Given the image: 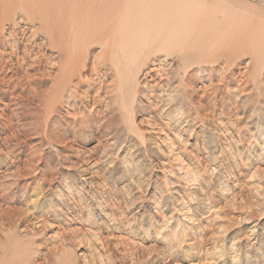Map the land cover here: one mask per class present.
I'll return each mask as SVG.
<instances>
[{"label":"rangeland","instance_id":"obj_1","mask_svg":"<svg viewBox=\"0 0 264 264\" xmlns=\"http://www.w3.org/2000/svg\"><path fill=\"white\" fill-rule=\"evenodd\" d=\"M101 2L46 5L62 78L2 19L0 264H264V0Z\"/></svg>","mask_w":264,"mask_h":264},{"label":"bare ground","instance_id":"obj_2","mask_svg":"<svg viewBox=\"0 0 264 264\" xmlns=\"http://www.w3.org/2000/svg\"><path fill=\"white\" fill-rule=\"evenodd\" d=\"M101 1L102 0H99V2H101ZM6 2H7V0H0V26L2 25L1 24L2 19H4L6 16H8V14L16 12L14 10H17V9H18V11L21 10L28 18L30 17L32 20L34 18L38 19L41 22L42 31H44V33L46 34V38L48 39L49 44H51L53 47H55L57 49V52H58L60 59L66 60L65 63H63L60 66V72H61L60 77L62 78L65 75L66 68H68L69 65L73 64V61L71 60V54L68 50L67 45L69 43L70 44H83V45L87 43V40L83 37H81L79 39L78 38H71V36H70L71 33H70V35L67 33V28H68L67 26L70 24V22H68L67 20H66V22L63 21L64 23L61 22V16H59V14H61L60 10L61 11L67 10V6L63 5L64 10L58 9L59 12L57 11V13H55L53 15V14L47 12L46 8H45L46 5L48 6V4L50 3V0H19L18 6L15 5L16 7L15 8L13 7V9H11V10L5 7ZM107 5H105V7H100L98 9L96 8L97 9L96 12L100 15L113 14L114 11H116V7L114 5L112 7H106ZM47 20H48V22H47ZM82 27H81V32H84V31H82V29H83ZM0 30H2V29H0ZM13 31H14L13 29L12 30L10 29V31L8 33V36L10 37V39L15 36ZM22 32H24V31H22ZM15 33H16V31H15ZM97 35H98V37L96 38V40L101 43V45L103 46V50L106 52H107V50H110L111 42L107 39L106 35L102 34V33L101 34L99 33ZM89 38H91V37L89 36ZM1 42H2V39L0 38V43ZM87 44H89V43H87ZM106 56H108V55H106ZM2 243L0 242V249L4 253H7L9 251V249H8L9 244L8 243L2 244ZM24 261H25V258L21 257V258L17 259V263H16V261H14L15 262L14 264H20Z\"/></svg>","mask_w":264,"mask_h":264}]
</instances>
